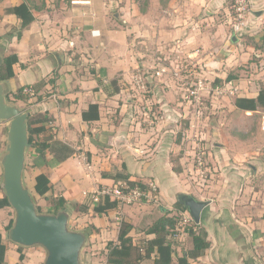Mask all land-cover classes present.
I'll return each mask as SVG.
<instances>
[{"label": "crops", "instance_id": "crops-1", "mask_svg": "<svg viewBox=\"0 0 264 264\" xmlns=\"http://www.w3.org/2000/svg\"><path fill=\"white\" fill-rule=\"evenodd\" d=\"M23 1L30 7L34 20L17 38L20 20L5 9ZM228 1L150 0L138 16L134 11L138 4L130 0L124 3L92 0L89 5H73L68 0H0V46L5 55L15 54L18 58L12 66L14 75L6 80L8 96L14 99L13 93L19 88L30 86L33 95L22 90L20 97L14 99L16 104L30 112H46L51 120L40 136L50 135L49 144L60 141L72 150L60 159L57 147H48L44 160L30 151L32 182L34 184L37 173H47L50 189L45 196L63 198L64 208L70 212V227L84 231L94 248L102 246L101 256L89 257L88 264H108L107 242L116 241L121 221H136L144 201L96 213L86 193L103 184L128 179L147 188L149 185L157 200L173 201L176 195L191 187V176L187 173L192 170L189 158L184 142L176 134L175 120L176 115H182V102H167L166 96L157 90L158 83L186 90L195 78L192 68L197 64L200 68H235L248 63L250 68H264V0H253L248 27L235 41L231 39L235 35L229 31ZM119 5L124 9L121 18L127 23L124 29L117 27L116 13L114 20L108 18ZM138 26L140 54L147 57L143 65L155 67V70L146 68V73L149 71L157 83L149 80V98L143 101L148 105L153 100L151 97L156 98L163 111L156 123L151 122V113L147 110L137 122L139 118L133 112L136 101L127 97L118 80H113L132 62L130 44ZM8 33L11 35L6 37ZM246 38L250 42H244ZM149 50L153 51L152 57L158 59L156 66H149ZM252 54L257 57L258 65L249 62ZM81 57L86 62H81ZM81 63L87 67L81 68ZM161 69H165L162 76ZM213 73L224 79L222 71ZM251 76L264 79V71L253 70ZM252 77H234L228 81L230 85H237V97L256 96L261 85ZM168 92L172 91H164V95ZM190 97L194 100L188 94V104ZM22 103L28 104L23 106ZM90 104L98 105L99 118L84 121L82 112ZM187 108H183L185 115L191 113ZM229 136L232 145H222L220 150L223 153L221 168L227 170V174L236 163L241 164L238 170L243 169V161L250 154L242 150L246 148L244 133L232 131L227 133ZM2 141L0 134V148ZM253 153L255 159L264 157L262 148ZM238 172L243 174V170ZM226 181L221 185H217L215 179L209 181L214 192L208 198V225L205 227L210 244L203 255L188 257L186 264L256 263L254 252L264 243V186L255 188L248 184L241 190L239 183L234 184L229 178ZM214 188L220 189V193ZM82 204L84 207L80 210ZM162 210L152 220L161 216ZM152 237L145 235V238ZM250 244L254 250L246 252L245 246L248 248ZM173 247L172 264H178L176 253L185 254L191 243L173 244ZM80 258L83 264L82 256ZM146 263L151 264V261Z\"/></svg>", "mask_w": 264, "mask_h": 264}, {"label": "rangeland", "instance_id": "rangeland-1", "mask_svg": "<svg viewBox=\"0 0 264 264\" xmlns=\"http://www.w3.org/2000/svg\"><path fill=\"white\" fill-rule=\"evenodd\" d=\"M117 1H123L124 3V0ZM130 1H134L138 4V9L134 7V11L136 15L140 16L141 9H144V7L148 5L150 0ZM228 6L230 8L231 0L228 1ZM121 7L122 5L114 7L109 13L108 18L110 19V21L114 20V13H116L117 27H119L120 29H124L127 23L125 24L123 19L121 18V16L124 15V9H121ZM135 35L136 36L133 35L134 41L130 44L133 50L132 62L131 64L125 65V69L119 71L118 75H116L113 80L116 82L118 80V85L124 88L125 91L128 93L127 97L132 98L136 101V106L133 107V112L139 118L137 122H140L139 120L141 118L143 119V112L144 110H147L151 113V117L153 120L151 122L156 123L158 117H160L161 113L163 112L162 109L159 108L158 103L155 101L156 98L154 99V97H151V99L153 100H151V102L146 105L143 100L149 98V96H147L148 93H142L134 88L133 74L135 73L136 68L143 70L144 76L147 77L146 83L148 86L150 85L149 80L157 83V81H155V78L151 77V73L149 71L146 73V68H153L152 70H155V67H146L145 65H143L145 64L143 63V60L147 57L146 55L141 56L140 54V26H138ZM244 42L248 43L250 41L248 38H246ZM258 47L262 49L261 46ZM148 54L150 56L148 58L150 62L149 66H152V64L153 66H156L158 59L156 57H152L153 51L149 50ZM86 56L87 59H90L88 55ZM120 57L123 59L122 55H120ZM77 58H80V54L77 56ZM81 60V62H86L82 57ZM257 60V57L252 54L250 56L249 62H255L258 65L259 61L257 62ZM84 67L87 66H83V64L81 63V68ZM195 67L196 68H192L194 72L193 76L195 78L193 77V82L188 85L190 88L187 87V89L185 90V88H177L175 86V89H171L169 88V86L166 87L165 83H158L159 85H157V90L159 91V94H162L164 97L166 96L167 102H171L172 104H176L177 101L182 102L180 107L182 115H176L177 121L175 120L176 124H178L176 134L179 140L184 142L183 148L187 152L186 154L189 158V164L192 169L190 170L191 172H187L188 175L191 176V178H189V180L191 181V187L187 188L184 194L193 196L197 200L205 201L207 205L202 210V216H200L199 223H196L191 218L188 210L183 211L175 206V202L178 200L177 195L173 198V201L158 200L157 202H144L143 204H141L142 206H140V211L142 213L137 217L134 223H131L133 229L130 231V234L135 242L143 240L145 234L141 232V230L146 228L150 224L148 223V221H154L152 220V218L159 212L161 208H165L166 210H168L169 214L174 217L175 220V226L173 227V229H170V240L175 246L179 244H184L186 242L188 244V242H190V237L187 233L188 228L200 230L205 229V227L208 225V198H210V196L214 194L213 189H211L209 186L210 180L215 179L217 185H221L222 181L227 182L226 178H229L230 180H234V184L239 183V186H241V190L245 188V185L248 184H250V186L252 187L255 186V188L264 186V157H256L255 159L254 157L256 155H253L254 151L260 148L264 149V130L262 129L264 122V107H260L254 113H246L244 111L236 109L234 107V100L239 95V89L235 84L230 85L231 87H226V92L219 94L215 91L208 89V84L211 87L216 85H223V83L227 84L228 81L224 80H226V77L228 75L234 76L235 78H250L252 77L251 75L253 70L262 72L264 71V68H250L248 63L238 65L235 68H200L199 64L195 65ZM213 71H218V73L219 71H222L224 79H220L217 75L213 73ZM257 73H255V75ZM252 78H255V82H259L261 87L264 85V79H260L256 76ZM198 82H203V84H205L207 87L206 89L198 91V98L196 100H191L190 97L188 104L187 95L190 94L191 89H193L195 84H197ZM163 85H165V87H163ZM171 85L172 84H170V87ZM257 86L258 85L256 84L255 87L257 88ZM168 90H171L172 92L165 93L164 95V91ZM8 97L9 99L17 103V100H14L10 96ZM27 98L28 96H26V99ZM23 104L24 103H22V105ZM27 104L28 103H25L23 106ZM185 106H188L187 109L189 112L191 111L190 114H184L183 108ZM0 124V134L3 140L5 141L7 128L5 122L0 121ZM232 131L235 133L238 131L244 133L245 138L243 139L246 141V148H243L242 150L243 153H245V151L248 154L250 153L249 155H247L246 161H243L244 167L243 169H241L243 170L242 175H240V173L238 172L241 171L237 168V166H241V164L239 163L234 164L235 167L230 166V169L228 170L229 174H227V170L221 168L223 167L220 163L221 159H223V153L220 150L223 146L232 145L233 141H231L230 136L227 137V133H230ZM4 141H2L3 143L0 148V151L4 148ZM198 149H202L205 153V172H203V174L198 173L195 170V156ZM29 152L30 148L27 150L26 154V164L23 172L24 182L28 186L29 191L33 196L37 209L39 208V211L45 212L53 211V207L51 205V198L48 196H40L34 191L32 182V165ZM182 153L185 152L182 151ZM234 160L235 159H232V162H237V160ZM238 162L242 161L239 160ZM244 179L247 181H245ZM148 188L153 192L149 185ZM214 190H218L216 193H220V189L214 188ZM0 191L3 193L1 188ZM186 213L189 214L192 220L188 219V215ZM12 218L13 209L10 206L4 207L0 210V233L3 237V242L6 246V264H14L17 261L18 257V245L12 243L6 238V226L9 220ZM185 219L188 220L185 221ZM71 225L74 227V223L72 221ZM93 245L94 243H92L90 241V237H88L87 243L81 251L83 264H88L87 259L89 257L101 256V253L104 252V249H102L101 245H97L96 248H94ZM105 249L107 250L106 247ZM247 250L252 252L254 248L250 244L248 248L245 246V251L248 252ZM22 252L25 255L22 264H43L45 256V251L43 248L39 246L28 248L22 247ZM182 253L183 251H181V254ZM177 254L178 253H176V261L178 257ZM254 255L256 262L255 264H264V243H262V245L258 247V250L257 252H254ZM245 264L248 263L246 262Z\"/></svg>", "mask_w": 264, "mask_h": 264}, {"label": "trees", "instance_id": "trees-1", "mask_svg": "<svg viewBox=\"0 0 264 264\" xmlns=\"http://www.w3.org/2000/svg\"><path fill=\"white\" fill-rule=\"evenodd\" d=\"M231 10V6H230ZM6 12L14 14L20 20V30L17 31L16 36H21L22 29L27 27L33 20L34 16L30 7L26 1L21 2L10 8L5 9ZM11 34H6L9 37ZM18 61L15 54L6 55L3 59V63L0 66V79L7 80L14 75L12 66ZM234 76L228 75L226 81L232 80ZM26 86H22L15 93H13L14 99L19 98L21 91ZM234 106L237 109L244 111L256 112L259 107H264V87L258 90L255 97L239 96L234 100ZM99 118L98 105L90 104L88 108L82 112V119L84 121L96 120ZM51 118L46 112H30L28 116V133L29 141L31 144L30 151L36 152L39 158L45 159V150L48 147H57L61 157L65 158L72 150L60 141H54L49 144L50 135L40 136L45 133L48 128V122ZM30 153V152H29ZM130 185L136 184V182L126 179ZM34 191L40 195L45 194L50 189L49 178L47 173L41 171L34 177L33 184ZM178 197V196H177ZM51 205L53 211L56 212L65 207V200L61 197L51 198ZM9 206L7 198L0 191V210ZM175 206L179 209L186 211L187 208L183 202L179 199L175 202ZM83 204L80 206V210L83 209ZM116 203L108 199H103L99 203L95 204L94 211L96 213H103L108 210L114 209ZM39 209V208H38ZM162 215L151 222L146 228L142 229L145 235H153L152 238H143V240L135 242L130 234L133 229L131 223L121 221L119 225L118 235L116 241H108L106 244L107 254L106 263L108 264H147L151 261V264H172L174 256L173 243L170 240V229L175 226L174 217L171 216L165 208H162ZM12 219L9 220L6 229L11 225ZM196 225V224H194ZM187 233L190 237L191 247L188 251L177 257L178 264H186L187 258H196L203 255L205 249L209 247V240L207 239V232L205 229H193L188 228ZM18 257L14 264H22L25 255L22 252V247H17ZM0 264H6V246L3 242V237L0 233Z\"/></svg>", "mask_w": 264, "mask_h": 264}, {"label": "water", "instance_id": "water-1", "mask_svg": "<svg viewBox=\"0 0 264 264\" xmlns=\"http://www.w3.org/2000/svg\"><path fill=\"white\" fill-rule=\"evenodd\" d=\"M231 39L235 41L236 36ZM4 57V48L0 46V66ZM8 95L7 81L0 79V121L5 122L7 128L4 148L0 152V188L13 209L6 238L24 248H43V264H82L80 257L86 245V233L70 227V212L66 208L56 212L39 211L24 182L26 154L31 147L28 133L30 111L23 110ZM178 199L194 222L199 223L207 203L184 193H179Z\"/></svg>", "mask_w": 264, "mask_h": 264}, {"label": "built area", "instance_id": "built-area-1", "mask_svg": "<svg viewBox=\"0 0 264 264\" xmlns=\"http://www.w3.org/2000/svg\"><path fill=\"white\" fill-rule=\"evenodd\" d=\"M73 5H89L92 0H69ZM253 13V0H231V10L229 16V31L235 36H241L245 29L248 27L250 16ZM165 69H161V74ZM175 75H177L175 73ZM147 77L144 76L142 69L136 68L135 73L133 74V83L134 88L142 93H149V86L146 83ZM206 85L203 82H198L195 84L194 88L191 89L190 94L193 99L198 98V91L206 89ZM226 87H231L230 83L216 86H209L208 89L219 93L226 92ZM25 94L33 95V89L30 86H27L23 89ZM262 129L264 130V122ZM205 153L202 149H198L195 156L196 168L195 170L198 173L203 174L205 168ZM89 195L91 203L94 205L99 203L103 199H108L116 203V208H120L124 205L134 204L136 202H157L156 195L147 187L142 186L141 184L130 185L127 181H119L113 184H103L96 188ZM187 214V213H186ZM188 215V219L192 220ZM188 219H185L187 221Z\"/></svg>", "mask_w": 264, "mask_h": 264}]
</instances>
